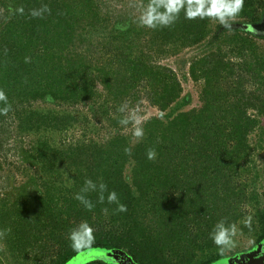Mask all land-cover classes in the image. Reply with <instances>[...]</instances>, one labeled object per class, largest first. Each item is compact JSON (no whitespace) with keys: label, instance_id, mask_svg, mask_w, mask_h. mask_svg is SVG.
I'll return each mask as SVG.
<instances>
[{"label":"trees","instance_id":"obj_1","mask_svg":"<svg viewBox=\"0 0 264 264\" xmlns=\"http://www.w3.org/2000/svg\"><path fill=\"white\" fill-rule=\"evenodd\" d=\"M109 1L9 0L15 16L0 30V89L11 105L7 115H0V173L4 177L8 176L5 165H11L10 151L15 149L5 144L11 138L13 120L8 121L9 117L20 129L25 122L30 128L38 122L58 130L69 125L68 116H45L31 110L33 101L50 97L73 104L97 103L103 95L98 77L108 91L107 98L113 95L115 110L117 102L131 106L144 96L164 111L181 97L177 71L159 60L168 55L169 45H177L173 53L202 48L213 17L187 19L181 9L174 23L150 28L140 23L141 15L150 4L153 14L160 15L168 0H133L123 15ZM206 3L184 0L185 8L193 13ZM43 5L51 11L33 17L32 10ZM20 7L23 14L17 11ZM263 11L264 0H244L241 16L253 24L261 21ZM118 15L131 18L130 23L106 31ZM251 33L239 37L243 45H235L234 37L225 39L226 44L235 45L229 53L218 46L190 58L189 76L204 83L202 104L180 110L167 120L161 116L146 119L139 127L141 141L133 143L134 132L123 133L122 125L107 148L79 142L49 152L42 150L43 144L23 149L30 161L41 164L43 172L58 173L66 165L76 176L72 185L56 188L35 175L46 189L44 194L19 191L14 198L2 191L8 184L0 186V230L10 229L0 238V264L17 263L14 258L22 260L18 264H67L79 254L98 249L130 257L137 250L140 264H213L230 255L221 257L209 239L213 226L222 219L241 223L243 232L253 234L255 244L239 253L257 247L264 240L259 175L255 173L251 183L237 179L242 175V161L253 160L250 134L259 130L258 146L264 145V56L248 37ZM236 55L243 57L241 61L229 58ZM128 120L130 125L132 120ZM149 149L155 150L152 160L147 158ZM130 159L134 161L131 182L124 175ZM87 179L106 184L127 210L117 212L115 203H107V192L101 203L99 193L91 191L84 195L94 207L86 209L74 196ZM250 200L259 204L251 211L246 204ZM248 215L253 217L251 230L242 223ZM85 221L92 232L83 233L82 242L89 243L92 236L95 241L77 254L67 235ZM83 264L104 262L92 259Z\"/></svg>","mask_w":264,"mask_h":264},{"label":"rangeland","instance_id":"obj_2","mask_svg":"<svg viewBox=\"0 0 264 264\" xmlns=\"http://www.w3.org/2000/svg\"><path fill=\"white\" fill-rule=\"evenodd\" d=\"M132 1L133 0H111L109 1V3L112 7H116V9H119V13L123 15V13L127 12V10L131 7ZM10 2L9 0H0V30L7 21L11 20L15 16L14 14H12L13 6L11 4L12 2ZM241 12L228 21V23L231 24L230 28L225 27V25L222 24L218 19L213 18L210 22L211 32L209 33L206 42L203 44V47L197 51L195 49L187 48L180 50L179 52L177 51V53H173L176 49H178L177 45H169L166 48V50H168V55L160 58L159 61L160 63L168 65L172 69L177 71L178 76L182 81L183 92L178 101L174 102L168 109L164 111H161L158 107L150 104L144 96L141 101H138L131 106L127 104L128 102L126 103L127 105L117 102V110H115L113 107V95H110V97L107 98L108 91L101 82V78L98 77L99 91L103 93V95L97 103H93L92 101L87 100L85 102L82 101L73 104L69 100L67 101L64 99H52L50 97H47L45 100L33 101V105L30 109L37 111L41 115L47 116L50 114H58L63 117L68 116L69 125L66 127V130H58L55 128L45 127L43 125L40 126L37 124L38 122L33 124V128H30V126H26L28 123L25 122V126L23 125L20 129V124L14 121L13 118L9 117L8 121L13 120L11 129H9L10 131L8 132L11 138L9 141H6L5 144L7 147L15 149L10 151L11 156L9 159V163L11 165H5V169L7 170L4 171V175H8V178L3 176V172L0 173V186L8 184V188L2 191L11 193L13 195L12 198L19 194V191H31L33 193L41 191L42 194H44V191L46 189L44 187L42 188V186L38 184L35 175H37L38 177L41 176L44 181L48 182V185L51 182L56 188H60L63 184L64 186L72 185V179L74 176H76V173H73V171H70L69 168H66V165H62L61 167H59L58 173L54 171L45 173L41 168V164L37 163V160L30 161L28 158V152L24 151L23 149L26 148L27 150H29L31 148H29V145L31 146V144H43L44 147L42 150L48 152L53 148L61 146L66 148L68 145L79 142L95 143L100 148H107L109 147L108 142L111 141L114 135L119 132V129L117 127L123 125L120 123V121L125 118H131L132 122L130 125H124V127L122 128V132L126 134L134 132L132 142L137 143L142 140V137H137L135 135V131L144 123L146 119H149L152 116H161L162 119L167 120L169 116H174L180 110L186 111L193 107H199L202 104L200 100V91L204 83L203 81L195 82L189 76L188 71L190 68V61L192 60L190 58L203 54L207 49L216 50L218 49V46H222L223 52L227 51V53H229V50L232 48V46L235 47V45H243V42L239 41V37L241 35L244 36L248 31L241 27L242 24L246 23V19L245 17L241 16ZM263 13H261V17L263 16ZM131 15L133 16V14ZM114 21V24L109 25L106 31H111L116 27L121 29V27H124V23H130L131 18L118 15L116 16V19ZM115 23L122 26H114ZM228 37H234L235 45L226 44L224 42V40H227ZM248 37L253 39L255 45H257L259 52L258 54L260 56H264V35L251 33ZM108 39L109 36L107 37V40ZM229 58L237 62L241 61V58L243 57L241 55H236ZM122 106H125V111H118V109ZM250 113L253 114L255 113V111L251 110ZM117 120H119V125H114L115 121ZM262 126L264 127V116L262 117ZM260 136L261 135L259 130H255L250 134L249 141L252 146L251 158L253 160L248 164L245 163L246 161H242L241 167L239 169L242 175H239L237 179L251 183L255 178V173H257L259 175V178L257 179V189L259 193L262 194L264 192V145L262 147L258 146ZM16 149L18 151L15 153ZM133 167L134 161L130 159L126 164L124 171V175L129 182H131ZM250 167L251 171L249 170ZM8 169H11L12 172ZM133 190L136 195V190ZM261 194L260 199L264 200V195ZM246 204H248L247 209L249 211L254 210L259 205L256 200H250L249 202H246ZM240 224L241 223H238V226L241 229ZM254 244L255 238L253 234H246L241 229V234L237 238L236 246L232 249L231 252L227 253L230 254L227 257H234L236 255L245 253H239V251L250 249ZM133 256H129L130 259L136 264H140L138 262V257H141V253H139V256L137 257L136 250L134 251ZM18 259L19 258H14V260L17 261V263L14 264H18V261H22ZM83 260L84 259L73 262L69 261V263L67 264H73L75 262V264H83Z\"/></svg>","mask_w":264,"mask_h":264},{"label":"clouds","instance_id":"obj_3","mask_svg":"<svg viewBox=\"0 0 264 264\" xmlns=\"http://www.w3.org/2000/svg\"><path fill=\"white\" fill-rule=\"evenodd\" d=\"M191 2V0H189ZM163 12L160 15L153 14L152 8L153 5H149L145 12L140 17V23L150 28H155L158 25L167 26L175 22L180 13L181 9H184L185 16L187 19H194L196 15H199L201 18L204 17H213L218 19L225 27H231V24L228 21L238 15L243 7L244 0H208L205 8L201 9L198 13H193L185 8L184 0H168V2L164 5ZM20 14L24 13V8L20 7L17 9ZM51 10L47 5H43L39 10L33 9L31 15L33 17L43 16L45 12H50ZM0 115H7V113L11 110V105L9 103L8 96L3 89H0ZM120 112L125 111V106H122L118 109ZM121 124L127 125L129 120L127 118L122 119L120 121ZM135 135L137 137L143 136V130L137 129L135 131ZM125 151H129L126 149ZM155 150L149 149L147 152V158L149 160L154 159ZM98 192L99 200L101 203L105 201V193L107 192L106 200L109 204H116L117 212H125L127 210L126 205L119 203L118 194L115 191H108L107 185L104 183L97 184L91 179L85 180V187L81 189L79 193H76L74 198L88 210H92L94 207L93 202L84 195L87 192ZM107 212V209H105ZM242 223L245 227L251 230L253 224V217L251 215L246 216ZM10 232V229L0 230V238H3L6 234ZM91 233V226L85 221L81 222L75 228L70 230L67 235V239L70 241L71 248L77 253H81L87 249H90L92 243L95 241V237H91V241L87 244L82 242L81 236L83 233ZM241 234V229L238 226L237 222H227L222 219L218 221L212 228L209 233V239L213 242V244L218 249V254L221 257H225L228 252H231L232 249L236 246L237 238ZM255 249V248H254ZM253 249V250H254ZM252 251V250H249ZM248 252V251H246ZM260 256H264V250L261 251ZM101 259L104 264H113L112 258L109 256L107 252L98 257ZM239 257H237L238 259Z\"/></svg>","mask_w":264,"mask_h":264},{"label":"water","instance_id":"obj_4","mask_svg":"<svg viewBox=\"0 0 264 264\" xmlns=\"http://www.w3.org/2000/svg\"><path fill=\"white\" fill-rule=\"evenodd\" d=\"M241 26L249 32H252L258 35H264V13L261 18V21L257 23H253V24L244 23ZM262 250H264V240L257 247H255V249L252 251H248V252L236 255L234 257H226L213 264H264V256H260V253ZM105 252H107L109 256L112 258L113 264H136L134 261L130 259L129 255L123 252H114V251H109L105 249L94 250L87 254H83V253L79 254L78 256L74 258L73 261L84 259L83 260L84 262L85 260L99 259L98 257L103 255ZM237 257L239 258L237 259Z\"/></svg>","mask_w":264,"mask_h":264}]
</instances>
